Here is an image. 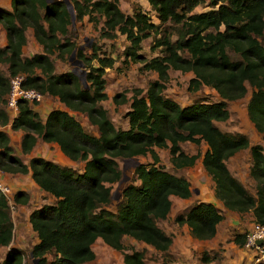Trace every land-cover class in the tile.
<instances>
[{
  "label": "trees",
  "instance_id": "16d2710c",
  "mask_svg": "<svg viewBox=\"0 0 264 264\" xmlns=\"http://www.w3.org/2000/svg\"><path fill=\"white\" fill-rule=\"evenodd\" d=\"M157 23L138 6L131 14L123 13L117 0H10V10L0 8V25L6 45L0 47V63L7 65V77L0 74V126L8 123L2 106L8 91V77L21 74L23 86L43 96H52L70 110L84 114L97 135L84 131L66 111L50 110L42 122L25 101H18L17 114L10 123L12 130L24 132L20 148L28 153L39 137L57 144L71 161H82V172L33 156L27 165L12 154L6 134L0 130V169L6 173L30 172L32 181L54 198L33 208L27 216L37 242L30 249L36 264H83L93 258L91 244L100 239L109 248L122 251V237L140 241L155 250L166 252L171 237L158 225L171 206L170 197L186 199L188 181L158 165L154 148H167L169 163L174 168L191 166L198 155H187L179 143L203 141L206 150L200 163L214 184V196L230 211H251L254 223L264 227V155L260 144H250L241 133L221 131L214 122L228 118L226 103L244 96L245 82L252 88L246 102V114L264 142V0H146ZM205 5V11L194 12ZM83 17L95 25L102 19L99 37H124L122 64L140 63L139 71H152L154 81L145 90L131 89L129 97L117 93L115 105L129 101L123 117L127 128L113 125L107 111L99 104L107 99L104 72L114 67L115 58L98 54L99 47L90 45V53L75 42L73 22ZM30 28L41 53L21 57L25 44L24 31ZM151 38L150 58L140 53L141 43ZM81 62L79 74L54 73L51 55ZM190 72L186 89L198 92L208 87L219 100L180 106L164 95L168 70ZM242 149L251 158L249 175L256 181L251 195L227 169L225 160ZM149 155L151 162L137 164L133 180L121 189V201L115 211L106 208L110 202V184L121 174L116 159ZM136 181V182H135ZM13 204H25L27 194L17 191ZM222 215L212 203L198 202L173 220L185 225L189 235L208 240L215 235ZM12 221L7 199L0 193V246L12 238ZM233 242L242 245L245 234ZM51 254L50 260L46 258ZM142 251L122 254V264H145ZM212 256L203 252L201 260ZM0 264H22L21 254L10 248ZM162 264H165L164 262ZM261 264V263H258Z\"/></svg>",
  "mask_w": 264,
  "mask_h": 264
},
{
  "label": "rangeland",
  "instance_id": "374dc122",
  "mask_svg": "<svg viewBox=\"0 0 264 264\" xmlns=\"http://www.w3.org/2000/svg\"><path fill=\"white\" fill-rule=\"evenodd\" d=\"M119 9L125 14H131L132 9L138 6L142 11L146 12L154 23L157 20L154 12L150 11L146 0H117ZM208 8L205 5L197 6L194 12L205 11ZM102 19L94 24L83 17L80 22H73L75 30V44L83 49L85 55L90 53L89 46L96 45L99 47L98 54L110 55L115 58L114 67L106 69L104 72V92L107 94V99L102 101L100 105L107 111V115L117 128L126 127V118L123 117L124 112L128 110L129 101L123 104L115 105L111 97L117 93H124L125 97H129L131 89L140 88L145 90L148 82L156 79V74L152 71H139L140 63L129 62L127 65L122 64V50L127 45L124 37L117 35L112 39H105L99 37ZM151 38H146L141 43V50L145 58H150L158 55V49L150 52L148 46ZM54 65V73L60 74L65 71H72L75 69L77 74L83 71L82 66L74 64V59L65 57L59 59L54 55L50 56ZM3 72V66H0V72ZM81 78L82 76L79 75ZM190 78L189 72L180 73L178 70H168V81L166 83L164 95L176 101L180 106L184 107L193 102L202 101L204 103H213L218 101L215 91L208 87H201L198 92H189L186 89V84ZM246 93L243 97L228 101L226 108L228 110V118L224 121L214 122L215 126L223 132L241 133L244 134L250 144H260L264 155V142L248 120L246 114V102L249 98L252 88L245 82ZM78 122L86 132L94 130L88 124L84 115H77ZM181 149L187 155H198L191 166L182 168H174L169 163L168 149L154 148L158 156V165L163 167L169 173L184 177L190 187V195L186 199L177 197H170V210L164 219L157 220L156 224L166 234L171 237V244L166 252L155 250L149 245L140 241H136L129 236L122 237L123 249L116 251L106 246L100 239H96L91 244L93 258L83 264H122V254L130 253L133 250L142 251L145 264H257L256 256L251 250L244 248L233 242L236 235H243L250 231L254 222L251 211L235 212L227 210L222 203L214 196V184L210 177L204 171L200 159L206 145L203 141L198 143L181 142L179 143ZM149 155L139 156L130 159L117 158L116 163L120 171V179L111 183L110 202L106 208L110 211H115L116 205L121 201V189L133 178V169L137 164L150 163ZM83 162L78 161V167L75 170L81 169ZM225 165L230 174L237 179L242 186L253 196H255L256 181L249 175V168L251 165V158L248 149H242L233 154L225 160ZM136 182V181H135ZM7 185V184H6ZM8 186V185H7ZM9 188V186H8ZM10 193L12 190L9 188ZM47 198L39 200L36 197L34 200L36 204L34 207L54 202V199L47 195ZM11 198V197H9ZM198 202L212 203L215 208L221 213L222 219L216 226L215 235L208 240H197L192 238L188 233V228L185 225H177L173 218L178 213H183L191 206ZM27 210V207L24 208ZM26 210L16 213V207L10 210V217L12 221V238L7 246H0V260L4 257L6 251L10 248L17 249L21 254L22 264H33V258L30 256V249L32 245L37 242L36 235L30 229L27 221ZM203 252H207L213 259L207 262L201 260ZM51 254H47L46 258L50 260Z\"/></svg>",
  "mask_w": 264,
  "mask_h": 264
},
{
  "label": "crops",
  "instance_id": "0c3cea01",
  "mask_svg": "<svg viewBox=\"0 0 264 264\" xmlns=\"http://www.w3.org/2000/svg\"><path fill=\"white\" fill-rule=\"evenodd\" d=\"M0 8H3L5 10H10L11 9L10 0H0ZM24 36H25V44L21 47V57L22 58L30 57L31 55H33L35 53H41L42 52V47L35 41L33 34H32V30L30 28H27L24 31ZM5 45H6L5 31H4L3 27L0 25V47H3ZM0 66H3V72L1 71L0 74L7 77V71H6L7 65L5 63H0ZM189 74L191 77L190 72H189ZM218 99H219V97H218ZM29 107L34 112L37 113L38 117L40 118V120L42 122L44 121L47 113L53 109H59V110L66 111L69 115L73 116L77 121L79 118L77 115H79V114L84 115L80 112L68 109L67 107H65V105L60 103L57 100V98L52 97V96H43V99L40 102L29 103ZM2 108L8 117V123L3 125V126H0V130L6 134V136L8 138V145L12 149V154L15 155L16 157H18L23 164L27 165L30 157L37 156V157H41L45 160H49V161H52L54 163H57L58 165L71 167L73 169L78 167V161H71L67 157H65L60 152L57 144L52 143V142H44L39 137H35V142H34L33 146L31 147V149L29 150V152L23 154L21 152L20 143H21V138H22L24 132L20 129L12 130L10 128V123H11L12 119L16 116L17 109L16 110H8L5 108L4 105L2 106ZM84 118L88 122L85 115H84ZM88 124L91 125L89 122H88ZM91 127H93L94 130H92L91 132L89 131L88 133H91L92 135H97L96 126L91 125ZM126 128H127V119H126V127L121 128V129H126ZM146 155H144V156H146ZM136 157H139V156H133L131 158H136ZM125 159H130V158H125ZM82 169H83V164H82L81 169L79 168L77 170H75V169L74 170L76 172L81 173ZM2 180L12 190V195L17 191H21V192H24L27 194V202L25 204H22V205L21 204H14L16 207V213L18 216H19V212H23L26 210V209H24L26 207H27L26 216H28V214L30 213V211L33 208L40 206V205H38V206L34 207V204H36V203H34L35 202L34 199L36 197H38L40 200L42 197L47 198L48 197L47 195H50V194L42 191L32 181V179L30 177V172L23 173V174L22 173H6V172H3L2 173Z\"/></svg>",
  "mask_w": 264,
  "mask_h": 264
},
{
  "label": "built area",
  "instance_id": "2783aa9c",
  "mask_svg": "<svg viewBox=\"0 0 264 264\" xmlns=\"http://www.w3.org/2000/svg\"><path fill=\"white\" fill-rule=\"evenodd\" d=\"M24 76L21 74L8 77V91L5 95L4 106L8 110H16L18 101L22 100L29 103H37L43 99V95L33 88L23 86ZM2 170L0 169V193L7 199L9 209H13L11 200L12 194L8 186L2 180ZM11 197V198H9ZM259 241L260 243H257ZM243 247L251 250L256 256L255 261L264 264V227L253 222L250 231L245 233Z\"/></svg>",
  "mask_w": 264,
  "mask_h": 264
},
{
  "label": "water",
  "instance_id": "95a60500",
  "mask_svg": "<svg viewBox=\"0 0 264 264\" xmlns=\"http://www.w3.org/2000/svg\"><path fill=\"white\" fill-rule=\"evenodd\" d=\"M64 1H65L66 6H67V9H68V11H69V13H70L71 19H73V14H72L71 7L69 6L67 0H64ZM72 57H73V52L70 54L69 59H72ZM74 64L77 65V66H82L81 62L78 61V60H75V61H74ZM72 72L76 73L75 69H73ZM79 75L82 76V77H81V78H82L81 80H82V82H84V81H83V80H84V79H83V71H80V74H79ZM257 243H260V242L257 241ZM33 264H36V259H33Z\"/></svg>",
  "mask_w": 264,
  "mask_h": 264
}]
</instances>
